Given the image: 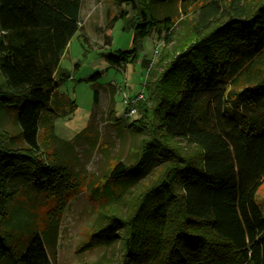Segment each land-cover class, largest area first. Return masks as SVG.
<instances>
[{
	"label": "trees",
	"instance_id": "obj_1",
	"mask_svg": "<svg viewBox=\"0 0 264 264\" xmlns=\"http://www.w3.org/2000/svg\"><path fill=\"white\" fill-rule=\"evenodd\" d=\"M108 1L106 16L132 32L130 49L102 53L111 64L135 62L153 29L175 42L128 124L145 132L136 160L116 161L104 177L121 184L154 166L124 215L110 214L121 226L117 264H264V205L255 200L264 178V0H174L167 12L171 0ZM80 4L0 0V110L21 142L0 130V264H52L39 233L19 248L13 228L27 207L16 199L26 190L60 198L78 185L39 134L64 103L57 88L71 75L59 62L70 37L83 36Z\"/></svg>",
	"mask_w": 264,
	"mask_h": 264
},
{
	"label": "rangeland",
	"instance_id": "obj_2",
	"mask_svg": "<svg viewBox=\"0 0 264 264\" xmlns=\"http://www.w3.org/2000/svg\"><path fill=\"white\" fill-rule=\"evenodd\" d=\"M107 2L81 0L79 26L83 36L76 31L70 37L59 62L71 75L57 88L58 99L64 103L53 106L56 115L50 125L43 123L39 134L41 149L51 160L58 158L67 163L78 185L60 198L26 190L16 199L27 207V223L20 209L19 223L13 228L19 248L39 233L52 264H117L121 226L111 221L110 214L124 215L132 195L155 175L152 166L121 184L104 180L116 161L129 164L136 160L145 132L128 124L141 116L138 102L145 98V79H153L154 72L161 68L165 50L175 42L165 44L163 31L153 29L143 39L135 62L128 61L121 67L111 64L102 53L130 49L132 32L122 30L119 19L111 21L110 14L106 16ZM173 2L162 3V12H167ZM98 71L96 80L84 79ZM94 87L98 89L96 104L92 98ZM70 103L74 108L69 112ZM0 130L13 136L12 142L21 144L14 118L1 110ZM255 200L264 205V178ZM1 227L6 226L0 221Z\"/></svg>",
	"mask_w": 264,
	"mask_h": 264
},
{
	"label": "built area",
	"instance_id": "obj_3",
	"mask_svg": "<svg viewBox=\"0 0 264 264\" xmlns=\"http://www.w3.org/2000/svg\"><path fill=\"white\" fill-rule=\"evenodd\" d=\"M133 110H134V108H133V107H131V108H130V111H131V112H133Z\"/></svg>",
	"mask_w": 264,
	"mask_h": 264
}]
</instances>
